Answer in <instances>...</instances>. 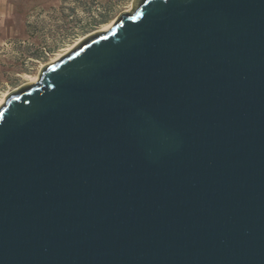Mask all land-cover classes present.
<instances>
[{"label":"water","instance_id":"obj_1","mask_svg":"<svg viewBox=\"0 0 264 264\" xmlns=\"http://www.w3.org/2000/svg\"><path fill=\"white\" fill-rule=\"evenodd\" d=\"M0 264H264V0H133L11 91Z\"/></svg>","mask_w":264,"mask_h":264},{"label":"rangeland","instance_id":"obj_2","mask_svg":"<svg viewBox=\"0 0 264 264\" xmlns=\"http://www.w3.org/2000/svg\"><path fill=\"white\" fill-rule=\"evenodd\" d=\"M132 0H0V97L80 38L99 31Z\"/></svg>","mask_w":264,"mask_h":264},{"label":"bare ground","instance_id":"obj_3","mask_svg":"<svg viewBox=\"0 0 264 264\" xmlns=\"http://www.w3.org/2000/svg\"><path fill=\"white\" fill-rule=\"evenodd\" d=\"M132 4H133V0L131 1V3H130V5H129L128 9H126L125 11H129V10H131V9H132ZM116 19H117V17H116L115 19H113L111 22L105 24L104 27H102L100 30H104V29L110 27V26L115 22ZM84 37H86V36H84ZM84 37L80 38L76 43H74L73 45H71L66 51H64L63 53H61L57 58L53 59L51 62L55 61L56 59H58L59 57H61L63 54H65L67 51H69L74 45H76V44H77L81 39H83ZM41 69H42V68H41ZM41 69H40V71H41ZM39 73H40V72H38V73L35 74V75H30V76H29V79H28V82H32V81L37 80V79H38V76H39ZM28 82H26V83H28ZM15 89H16V88H15ZM12 91H13V90H12ZM10 92H11V91H7L3 96L0 97V105L5 101L6 96H7Z\"/></svg>","mask_w":264,"mask_h":264}]
</instances>
